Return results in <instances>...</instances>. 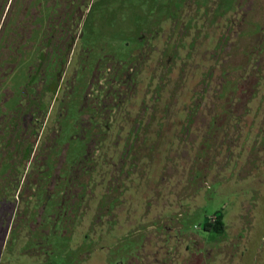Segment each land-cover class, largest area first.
<instances>
[{
    "label": "rangeland",
    "instance_id": "obj_1",
    "mask_svg": "<svg viewBox=\"0 0 264 264\" xmlns=\"http://www.w3.org/2000/svg\"><path fill=\"white\" fill-rule=\"evenodd\" d=\"M38 1L45 15L39 22L44 24L53 9L46 5L48 0ZM230 1L221 6L222 0L205 4L203 0H70L71 47L54 49L48 59L41 56V65L39 33L33 38L38 42L34 48L21 50L22 58L0 88V115L4 107L12 110L26 97L23 87H28L29 95H40L45 115L37 117L48 130L58 126V142L68 165L80 158L85 146L81 120L87 125L89 118L82 117H90L98 100L117 88L118 72L132 77L133 71H128L137 67L129 96L121 99L118 109L109 98L105 108L113 107L105 118L106 128L122 129L121 134L110 129L114 131L110 143L119 135L122 150L126 140L138 143L133 156L123 158L125 172L132 163L136 169L123 187L128 194L126 203L115 210L117 220L108 222L105 213L98 221L101 228L110 225L109 235L99 226L96 230L83 225L78 213L68 222L53 224L49 214L54 202L38 224L30 214L28 186L5 178L0 186V264H116L130 245L111 248L114 259H110L109 244L114 234H125L123 223L133 215L138 247L146 243V254L169 250L177 257L169 264H179L177 260L189 254L177 251L175 241L167 246L164 225L174 219L186 234L209 240L216 235L205 232L202 224L218 211L225 212L233 233L232 259L227 264H264V0H233V6ZM175 2L184 3L179 13L174 11ZM14 5L16 9L18 3ZM16 19L17 14L5 16L0 9V58L16 55L3 50L5 45L17 46V34L9 28L4 32ZM247 75V98L241 101L236 91L246 88ZM4 89L13 95L7 98ZM93 121L96 125L97 118ZM97 163L88 190L107 193L113 182L109 163L114 162L108 153ZM61 175H67L66 168ZM38 197L39 210L45 203L42 193ZM89 206H97V201ZM96 212L91 210L87 219Z\"/></svg>",
    "mask_w": 264,
    "mask_h": 264
},
{
    "label": "flooded vegetation",
    "instance_id": "obj_2",
    "mask_svg": "<svg viewBox=\"0 0 264 264\" xmlns=\"http://www.w3.org/2000/svg\"><path fill=\"white\" fill-rule=\"evenodd\" d=\"M15 1L16 4L18 3L16 9L13 8L15 7V5L13 6ZM225 1L226 0H222L221 6L226 3ZM244 1L245 0H242V2ZM58 2H60V5ZM69 2L70 0H55L53 3V0H48L46 5L48 7L50 6V9H53V11L50 10V13L46 15L45 23L42 24V22L40 23L39 21L43 19L45 15H43L41 10L40 1L0 0V9H2V13L4 12L5 16L10 13L17 14L16 23L12 27L11 25L8 27V24L4 32L6 33L9 28V31L11 30L14 34H17L16 37L18 39L15 42V44H17L16 48L13 46L12 49L10 45L8 48V45L3 46L5 52H16V55L5 54L7 56L4 57L3 55V58H0V88H3L6 78L14 72L17 62L22 58L21 50L27 48L32 49L38 44L36 40H33L36 33L40 34L38 38V48H40L38 61L40 65L42 63L41 56L46 54L48 59L50 53L54 52V49L59 47L64 49L71 47L74 39V22L68 16L69 10L67 7L69 6ZM175 3L174 11L177 10L179 13L184 3ZM205 3L206 0H203V4ZM230 3V6H233V0H231ZM230 6H227V8ZM63 7H66V13H62L63 10L61 9H63ZM179 8L180 10H178ZM10 57L12 60H10ZM247 66L249 67L248 64ZM136 69L137 67L131 66L128 72H135ZM133 72H131L132 77L129 76L127 72L124 75H120L118 72L115 81L117 88H111L108 93H106L103 100H98V109L95 107L90 117H82L86 119L89 118L87 125H85V119H83V121L81 120L82 131L80 137L85 141V146L80 158L72 161L70 165L66 163L67 158L62 154L63 146H60L58 142L61 136V131H58V126H54L53 131L48 130L46 122H44L40 116L37 117L39 113L44 114V112L40 110V95H29L28 87H23L22 90L25 91L23 93L26 97L24 96L12 110H7L5 107L3 108V113L0 115V176L3 178H0V186L7 177L8 179L10 177L12 178V184L14 185L24 184L28 186L26 193H32L31 195H26V197L32 200L29 207L30 214H35V222L38 224L41 223L49 203L54 202L50 207L51 212L49 214L53 224L56 225L59 220L68 222L69 219L75 216V213H78L83 225L88 224V227L92 225V228L94 227L96 230V226H99V229L106 230L105 232H107V235L112 233L110 225L105 229L104 223L101 222L103 225V228H101L98 221L102 220L101 215L105 213L110 217L108 222L112 219L115 221L117 220L115 210L118 206H121L124 198V200H126V194H128L125 193L123 187L127 185L129 179H132L131 176H133L136 169L135 163H132V167H130L128 171L129 173L125 172L127 166L123 158L132 157L133 149H135L134 146H138V143L135 141L131 142L132 139L129 140V142L126 140L123 144L127 145L124 147L125 150H122L120 149L122 143L121 135H119L118 140L115 141L114 144L110 143L111 137L109 138V134L114 132L111 130L117 129L118 133L121 134L122 129L120 126H115L114 128L109 126L107 127L109 129H107L105 126V118L111 114L110 112H113V107H117L116 109H118L121 99L129 96L131 90V88H129V82L134 79ZM243 82H245L246 88H242L241 93H238L240 90L237 89L236 98L238 100H246L247 98V84H249L248 75L244 77ZM31 84L32 83L28 85L30 86ZM127 87L128 89H126ZM102 88H105V86ZM4 94L7 95V98L13 95L8 89H4ZM90 95L91 92H88L86 101L89 100ZM109 98L110 102L113 103V107L105 109L107 104L106 100ZM31 103H34V107H26V104ZM230 113H232L231 117L233 118L235 116L233 110H230ZM95 118H97L96 125H93V119ZM231 129H233L232 122ZM102 136L104 137L102 138ZM102 139H104V142L101 141ZM105 150H108V152ZM108 153L110 154L111 162H114L113 164L109 163L113 165V173L109 178V180L111 179L113 181L112 185L109 186L107 193H90L88 190L91 179L90 173L93 174L94 171H96L98 159L107 156ZM64 168L67 169V175L62 177L63 175H61V172L64 171ZM34 176L37 179L33 178L34 180H31ZM31 185H34L36 189L30 190L29 187ZM59 185H61L60 188H58ZM39 193H42L45 204L43 208L38 210L35 205L37 201H39ZM96 194H98V196H96ZM133 194L135 195V193ZM93 201H97V206H92L90 208L89 205ZM112 202L117 203L111 208L108 203ZM123 203L126 202L124 201ZM180 203H183L182 199L179 200V205ZM181 208L178 207L181 212H184L185 209ZM96 209L97 212L95 217L91 218V220L90 218L87 219L91 210L93 211ZM218 212L223 218V228L220 231H217L214 227ZM218 212L215 213L213 218L206 219L202 224V229L205 232L214 233L216 235V238L211 237L209 240L201 236L186 234L178 221L169 218L170 222L164 225V231H166V234L169 236L167 246H172L171 243L175 241L176 246H174V248L177 251L183 249L189 254L185 259L181 261L177 260L179 264H227V260L232 259L231 248L234 240L233 233L229 230L228 224L225 221V212ZM173 213L179 214V212ZM118 223L122 224L120 218H118ZM208 224L211 225L208 226ZM123 226L125 234L122 235L119 233L112 236L111 243L109 244L110 250L108 256L110 259L112 257L114 259V255L111 253V248L113 247L118 250L122 244L127 242L130 247L129 251H125L121 254L120 259L118 257V260L115 261L116 264H169L170 260L175 262L177 257L175 255L172 256L169 250H167L165 254H160L159 252L146 254V243L144 246L138 247V225L134 215L133 218H129L128 223L124 221ZM88 229L89 228H87V230ZM85 236L87 237V235ZM103 247L105 248V246ZM140 249L141 251H139ZM218 255L219 261L215 259L218 258Z\"/></svg>",
    "mask_w": 264,
    "mask_h": 264
},
{
    "label": "trees",
    "instance_id": "obj_3",
    "mask_svg": "<svg viewBox=\"0 0 264 264\" xmlns=\"http://www.w3.org/2000/svg\"><path fill=\"white\" fill-rule=\"evenodd\" d=\"M217 214L218 215H217L216 223H215L214 227L216 228L217 231H220L223 228V220H222L223 218L219 212ZM210 225L211 224H208V226H210Z\"/></svg>",
    "mask_w": 264,
    "mask_h": 264
}]
</instances>
